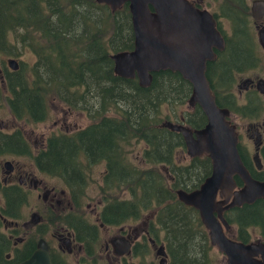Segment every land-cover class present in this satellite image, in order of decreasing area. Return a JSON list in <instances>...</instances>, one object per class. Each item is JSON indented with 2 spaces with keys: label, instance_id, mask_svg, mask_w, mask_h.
Here are the masks:
<instances>
[{
  "label": "trees",
  "instance_id": "1",
  "mask_svg": "<svg viewBox=\"0 0 264 264\" xmlns=\"http://www.w3.org/2000/svg\"><path fill=\"white\" fill-rule=\"evenodd\" d=\"M132 40L126 5L111 12L95 0H0V55L20 58L29 52L34 56L31 66L19 61V70L0 68V98L2 89L11 94L3 100L18 121H44L49 100L84 111L90 120L71 137H48L46 149L31 158L36 170L63 182L70 193L73 207L59 218L62 224L79 220L84 181L71 180L76 169L84 173L79 155L89 164L105 160L106 174L97 187L103 204L99 220L120 225L151 213L150 235L159 240L162 233L168 264H208L211 246L198 212L177 201L175 193L197 189L209 176L211 163L205 155L189 159L186 165L174 164L175 154L184 152L183 140L162 127L169 120L176 122L177 112L191 94L190 85L168 70L152 74L145 88L135 79L116 77L109 56L129 51ZM189 116L190 127L204 125L198 107ZM76 140L80 146L74 148ZM133 143L143 145L145 169L133 166L125 155V147ZM4 154L29 156L18 130L0 133V157ZM0 193V216L20 219L27 192L0 184ZM1 221L0 264H15L29 256L33 244L24 245L19 256L6 263L3 255L11 244L1 231ZM47 223L48 219L43 225ZM27 239L35 242L33 234Z\"/></svg>",
  "mask_w": 264,
  "mask_h": 264
},
{
  "label": "flooded vegetation",
  "instance_id": "2",
  "mask_svg": "<svg viewBox=\"0 0 264 264\" xmlns=\"http://www.w3.org/2000/svg\"><path fill=\"white\" fill-rule=\"evenodd\" d=\"M259 1L264 4V0H186L197 11H206L214 21V28L219 33L222 43L210 45L206 54L207 59L203 63L204 77L214 103L228 114L225 120L233 128L236 138L235 150L244 173L252 182L264 184V12H261L257 17H252L251 14L252 3ZM260 11H262L261 6ZM171 73L181 77L179 73ZM185 106L187 107V104ZM195 107H192L191 110ZM67 110L72 112L68 108ZM190 111L180 113L176 122L171 120L169 122L181 124L191 131L203 127V125L200 128L189 126L191 123ZM183 113L186 115L183 116ZM56 122H61V128L64 129V132L58 136H68L64 118ZM3 128L4 124L0 133ZM84 128L73 132V135L81 132ZM73 145L74 148L80 146L77 140L73 142ZM45 149L44 142L37 151ZM81 157V164L79 161L81 167L85 169L87 167L101 168L98 172L100 177L106 174L105 160L90 163L94 164L90 165L86 163V159L82 155ZM88 161L94 160L88 159ZM75 171L76 176L71 177L73 182L75 179L77 181L86 179V175L84 173L82 175L79 169ZM44 174L47 175V173ZM0 177V184L3 187L17 186L25 191L29 185L30 189L36 192L37 200L41 198L46 206L43 211L44 215H47L48 222H52L50 216L52 210L60 207L62 202L60 198L65 196V192L60 191L57 194L53 186L49 188L45 182L35 180L33 168L30 171L19 170L11 164V171L6 173L1 166ZM232 181L231 191L219 193L217 197V199L226 202L225 206L231 202L234 192H241L245 188V183L239 174L233 175ZM80 197H83L82 193ZM0 198H2L1 193ZM87 208H89L88 204ZM102 208L103 204L99 201L89 209L94 217L93 220H89L82 212H79L77 216L79 220L76 222L42 224L43 230L41 231H39L41 226L39 225L32 233L35 242L28 241L30 233H23L22 236L13 238L12 233H18L16 230H19V224L16 221L9 222L0 216L3 225L1 231L7 235L11 244L10 250L3 255L4 261L6 263L13 261L19 256L24 245L29 247L33 244L30 254L35 248L36 241L41 238L48 245L51 264H70L64 259L65 253L73 256L75 264H153L151 261L150 263L144 262V258L151 249L160 260L161 256L156 254L158 248L164 252L165 264H168L165 244L150 235L148 221L141 222L140 226L136 228L132 227L131 223H136L140 218L126 220L120 225L104 224L99 220ZM79 210L81 211V207ZM34 213L37 214V212ZM222 217L227 224V228L223 229L224 235L231 241L234 240L242 245H261V252H258L253 258L264 264V198L259 197L239 206L226 207L222 212ZM151 218L153 220V214H151ZM103 233L105 237L101 243L100 236ZM116 240L122 241V243L128 242L129 247L125 254L119 255L115 252L121 250V244ZM210 252L205 262L213 264ZM222 257L225 259L223 255ZM27 258L20 259L15 264H20ZM136 259L137 262H134L133 260ZM101 260L103 261L99 262Z\"/></svg>",
  "mask_w": 264,
  "mask_h": 264
},
{
  "label": "water",
  "instance_id": "3",
  "mask_svg": "<svg viewBox=\"0 0 264 264\" xmlns=\"http://www.w3.org/2000/svg\"><path fill=\"white\" fill-rule=\"evenodd\" d=\"M95 2L104 4L111 12L123 5L129 11L133 47L129 51H120L109 56L114 75L126 80L135 78L138 86L145 88L150 85L151 75L155 72L169 70L179 73L190 85L191 94L186 100L187 107H198L205 118L203 127L192 131L169 121L162 124L165 129L180 135L184 152L189 159L206 155L211 163L209 176L197 189L176 191L177 201L198 212L210 246L225 257L226 264H261L253 258L261 252V245H242L228 239L223 232L227 228L222 217L223 210L244 202H252L259 197L264 198V184L252 182L244 173L235 150L233 128L225 120L228 114L214 103L204 77L203 63L207 59L210 45L222 43L214 28L213 19L206 11H197L186 0ZM260 6L262 11L259 12ZM263 6L260 1L252 3V17L264 12ZM6 63L11 71L17 70L18 63L14 59L9 58ZM2 126L0 122V130ZM2 167L6 173L11 171L9 161H5ZM235 174L242 177L245 188L241 192H234L231 202L225 206L226 202L217 197L219 193L231 191L232 176ZM40 220L34 212L29 215V222L32 224L39 225ZM116 241L121 244V250L115 252L119 255L125 254L129 247L128 242ZM160 249L156 252L161 256L158 264H165V254ZM48 250L47 243L40 238L29 257L20 264H51Z\"/></svg>",
  "mask_w": 264,
  "mask_h": 264
},
{
  "label": "rangeland",
  "instance_id": "4",
  "mask_svg": "<svg viewBox=\"0 0 264 264\" xmlns=\"http://www.w3.org/2000/svg\"><path fill=\"white\" fill-rule=\"evenodd\" d=\"M9 58L14 59L16 63L19 61L26 64V66H31L34 61L33 54L27 52L23 53L20 58L15 57H6L4 55H0V68H4L7 72L11 71L7 67L6 61L9 60ZM19 63L17 64V70H19ZM25 68L22 69V72H24ZM28 77V76H27ZM77 93H81L80 90L77 91ZM2 95L3 98H10L11 94L6 91L5 89H2ZM2 96L0 98V121L4 124V128L2 129V133L5 134H11L13 130H18L21 135L25 138L26 144L29 147V156H20V155H8L4 154L0 157V167L3 165L5 161H9L13 167H16L19 170H26L30 171L33 168L35 180H41L42 182H45L47 187H54L56 193L63 191L65 192V196L61 197V204L60 207H57L55 210H52L51 218L52 222H48L47 224H62L59 221V218L62 217L64 214L70 213L71 210L69 208H72V199L70 198V194L68 193L67 187L64 185L63 182H60L54 177H49L45 175L42 172L35 170L33 160L31 159L34 155L37 154V150H39V147L42 146V144L48 139L50 136H58L60 133L64 132V129L61 128L60 123L56 122L64 118V121L66 122L67 126V135L68 137H71L73 135V132L77 130L83 129L85 126L90 124V120L85 116V112H81L76 109H71L72 112L70 113L65 105L62 102H54L52 100H49L46 104L47 106V117L42 122H35L32 123L29 120L23 119V120H16L13 118L12 114L8 112L6 108V102L3 100ZM70 110V109H69ZM70 110V111H71ZM191 109L184 106L182 109H180L177 113L180 115V113L184 111H190ZM81 113V114H80ZM125 152L127 155V158L131 162V164L134 166H138L139 168L145 169L146 166H143L142 160H141V151L143 150V145L141 143H133L132 146L125 147ZM81 157V156H80ZM82 159V157H81ZM80 159V160H81ZM174 164L176 165H186L188 163V157L185 152H178L175 154L174 157ZM84 174L86 175V179H84V188H83V197L84 199H80V207L81 211L84 216L88 217L89 220H93L94 217L89 212V209L95 205L96 202H99L102 204V200L100 198L99 192L97 187L100 185L101 180L98 172L101 170V168L95 169V168H83ZM1 179V177H0ZM29 185L27 186L25 192H27L26 200L24 204L22 205L20 209V219L18 220H12L7 219L9 222H17L19 224V230H17V236H22L23 233H30L28 235H31L35 232V228L40 226L39 231L43 230V223L47 222V216L44 215L45 207L41 198L37 200L36 198V192L32 191L30 189ZM123 196V193H119V197L121 198ZM87 204L89 205V208L86 209ZM3 205V201L0 198V206ZM46 205V204H45ZM98 208V207H97ZM100 209V207H99ZM44 210V211H43ZM31 212H37V214L41 217L42 220L38 223L39 225H35L29 222V215ZM46 217V218H45ZM147 222L152 221L151 213H144L143 216L140 217L136 221V223H131L132 227L136 228L140 226L141 222ZM26 224V226H24ZM22 227H21V226ZM131 226V225H130ZM31 231V232H30ZM161 236L162 233H159V241L161 242ZM105 235L103 233L102 236H100L101 243H103ZM100 243V244H101ZM52 245V244H51ZM154 250L149 251V254L146 255L144 258V262L150 263L153 262V264H157L158 257L154 255ZM210 257L212 258L213 264H225V259H223L222 255L217 252V250L213 247H211ZM64 259H66L70 264H75V260L73 256H70L69 254L64 255ZM103 260L99 261L102 262ZM134 262H137L136 260H133ZM102 264V263H101Z\"/></svg>",
  "mask_w": 264,
  "mask_h": 264
}]
</instances>
